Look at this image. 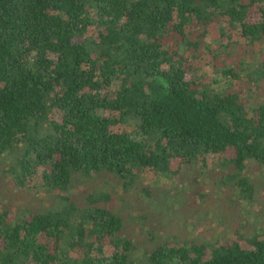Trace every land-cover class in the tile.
<instances>
[{
    "label": "trees",
    "instance_id": "1",
    "mask_svg": "<svg viewBox=\"0 0 264 264\" xmlns=\"http://www.w3.org/2000/svg\"><path fill=\"white\" fill-rule=\"evenodd\" d=\"M214 156L264 170V0H0V168L58 195L15 218L0 200V264H264V234L140 252L114 193L70 191L74 175L128 190Z\"/></svg>",
    "mask_w": 264,
    "mask_h": 264
},
{
    "label": "rangeland",
    "instance_id": "2",
    "mask_svg": "<svg viewBox=\"0 0 264 264\" xmlns=\"http://www.w3.org/2000/svg\"><path fill=\"white\" fill-rule=\"evenodd\" d=\"M217 31V24H213L206 40L217 39ZM251 56L254 63L255 56ZM208 58L205 55L195 64L206 78L212 75L208 67H203ZM237 62L234 58V63ZM239 83L247 87L244 80ZM227 156L233 157L232 150H227ZM207 160L208 168L201 169L197 165L180 168L181 174L177 172L173 177L147 172L128 190L106 176L81 178L74 175L70 191L78 194L77 197L92 190L114 193L117 196L114 207L124 220V233L140 252L162 242L177 241L214 245L236 241L249 248L252 237L264 234V170L247 162L239 173L228 166L217 165L221 160L218 156ZM2 168L0 200L6 204L11 218L56 206V193L16 187ZM231 178L234 181L246 179L252 188L250 196L247 191L236 188Z\"/></svg>",
    "mask_w": 264,
    "mask_h": 264
}]
</instances>
